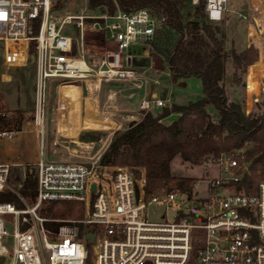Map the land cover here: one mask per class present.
<instances>
[{
  "label": "built area",
  "instance_id": "1",
  "mask_svg": "<svg viewBox=\"0 0 264 264\" xmlns=\"http://www.w3.org/2000/svg\"><path fill=\"white\" fill-rule=\"evenodd\" d=\"M57 1L0 0L2 69L27 67L35 57L34 125L42 144L55 85L87 80L126 83L134 91L145 92L139 102L141 110L166 106L155 93L147 97L151 83L158 85L159 80H151L134 66V50L143 48L142 54L149 56L146 46L151 47L160 23L150 11L117 8L110 13L105 7L95 11L87 3L79 14L58 17ZM205 1L211 22H220L231 11L228 0ZM232 12L250 19L242 12ZM66 29L77 32L66 35ZM88 35L98 36L105 47H91L86 42ZM120 93L110 94L109 105L117 102ZM134 98L132 94L130 99ZM15 134L3 131L0 140H10ZM241 155L233 151L222 156L216 164L224 171L206 181V197L196 194L193 199L178 189L146 198L144 189L137 193L136 179L126 168L112 172L113 188L105 190L99 159L91 163L50 161L41 152L32 206L19 190L7 186L12 165L0 163V194L10 188L9 194L26 206L0 202V258L4 257L3 264H264V181L254 194L237 189L236 183L249 174L240 165ZM62 201L90 204L88 217L61 220L40 214L45 203ZM151 205L165 208L162 221L144 216ZM169 211L174 214L171 220L166 218ZM50 223L60 225L54 229ZM7 224L14 227L12 234ZM88 234L95 235L93 252L87 248Z\"/></svg>",
  "mask_w": 264,
  "mask_h": 264
},
{
  "label": "trees",
  "instance_id": "2",
  "mask_svg": "<svg viewBox=\"0 0 264 264\" xmlns=\"http://www.w3.org/2000/svg\"><path fill=\"white\" fill-rule=\"evenodd\" d=\"M66 1L58 0L54 8ZM88 5L93 10L106 7L110 13L117 8L125 12L150 11L160 21L151 48L167 66L170 82L198 80L203 88L201 99L186 105L165 106L160 111L145 110L137 124L129 127L132 122L128 129L115 132L98 161L99 168L112 172L128 169L136 179L137 193L144 189L146 198L174 189L192 198L194 179L172 174L171 164L177 156L191 166H203L233 151H241L240 162L248 164L249 174L236 186L254 194L259 185L251 172L264 171V97L247 114L245 98L238 101L228 97L225 78L229 58L235 68L233 80L238 82V73H247L256 62L253 69L262 68V53L259 59L260 53L254 45L241 52L233 46L226 50L225 15L220 22H211L205 0H199L198 4L193 0H88ZM173 114L177 119L167 122ZM24 121L21 111L9 116L0 97V133L20 132ZM13 181L20 186L21 195L35 200L37 181L33 171L29 170L24 179L17 176ZM0 202L20 203L5 192L0 194ZM48 212L52 216L57 214L53 207ZM59 225L49 224L54 229ZM197 249L196 243L194 253Z\"/></svg>",
  "mask_w": 264,
  "mask_h": 264
},
{
  "label": "rangeland",
  "instance_id": "3",
  "mask_svg": "<svg viewBox=\"0 0 264 264\" xmlns=\"http://www.w3.org/2000/svg\"><path fill=\"white\" fill-rule=\"evenodd\" d=\"M88 0H68L62 2L59 8H56V16L64 17L68 14H79L82 9L87 5ZM106 8V7H105ZM228 8L231 10L225 14V22L223 23L224 28L227 30V42L226 50H230L235 46L237 52H241L245 49L247 43L254 45L258 52L260 49L262 51L261 64L262 68L259 71L264 70V0H228ZM248 8V9H247ZM108 10V8H106ZM102 10L100 8L95 9V11ZM249 10V12H248ZM232 11L242 12L244 15H247L250 19L245 20L238 16L237 14L232 13ZM69 32V30L66 29ZM74 32H64L68 35L70 33L75 34ZM86 42L91 45L93 48L103 49L105 46L100 41L96 35H88ZM250 45V46H251ZM260 47V49L257 47ZM97 46V47H96ZM149 56L142 54L143 48L135 49L136 60L134 66L139 70L144 72L151 80L158 79L159 84L155 85L151 83L150 87L155 91L159 98L166 102V107H171L173 104L177 105H186L191 101L199 100L203 97V88L201 83L198 80L192 81V86L185 84L184 86L174 85L168 79V68L163 62L158 58V55L154 53L151 47H147ZM2 47H0V97L2 100V105L4 111H6L9 116H14L19 111L23 112L25 116V121L20 132H16L15 136L7 140L3 138L0 140V163L7 162L10 163L11 171L7 181V186L19 190L20 186L14 183L15 177L19 176L21 179L25 178L26 173L31 170L35 173L37 171V162L40 159L41 152H48V146L43 141L41 143V136L36 132V127L34 125V117L36 113V68L34 64H29L27 67L22 68H13L8 72H5L2 69ZM260 59V55H259ZM259 61V60H258ZM258 69L248 68L247 73L239 72V81L235 82L233 80V75L235 73L234 64L232 59L229 58L227 62V74L225 78L227 95L231 100L241 101L243 98H247V93L257 91V81L255 77H259L260 85L264 88V78L263 73L261 75H256ZM254 72V73H253ZM262 77V78H261ZM74 88L77 90V86H80V83L74 84ZM60 91L61 94H58L55 87L52 88V93L48 105V122L46 126V136L48 137H57V126H56V117L63 114V111L69 110V105L66 101L67 95H64V90ZM107 92V85H102L100 98L101 102L105 101V93ZM250 93V94H251ZM66 96V97H65ZM83 96H86V91L84 90ZM264 97V91L262 90L261 94L257 96V100L249 101L247 105L246 102V113L249 114L255 108V102ZM119 99V97H118ZM89 104V103H88ZM118 104L127 105V100L125 96L121 95ZM152 109L155 111H160L163 108L156 105L152 106ZM113 110V109H111ZM107 110L105 112H108ZM144 112V111H143ZM127 113V112H126ZM122 113V114H126ZM141 116V115H139ZM144 116V115H143ZM177 115L173 114L167 119V122H172L177 119ZM61 119V118H60ZM131 127V126H129ZM129 127L117 126L114 129L107 132H102L103 137H110V135L115 134V132L120 130H126ZM96 132V131H95ZM54 135V136H53ZM61 139V138H59ZM68 147L71 146V151L74 154V157L71 156L66 149L63 147H51L50 151L53 149L57 150V154L50 155V161H84L87 160L80 159L75 157L76 153L81 154L80 151H73V148H76V145L67 143ZM48 149V151H47ZM78 149V146H77ZM97 150H94L91 157L93 158ZM95 158L90 159V163L94 161ZM240 162V161H239ZM216 162L209 161L203 166H191L182 161V159L177 156L171 164L172 174L176 177H190L194 179L196 184L194 188V197L197 194L199 198L207 196V185L206 181L208 179H213L221 175L224 171L223 168H220ZM240 165L247 169L249 172L248 164H243L240 162ZM100 169V168H99ZM104 174L102 178V185L105 190L113 188V178L112 171L108 169L101 170ZM252 178L256 181V184L259 185L260 182L264 181V171H257L256 174L251 172ZM142 186V183L140 184ZM10 188L4 190L5 193H10ZM193 198V197H192ZM194 199V198H193ZM28 203L32 206L34 201H31L27 198ZM19 204V205H18ZM18 208H25L26 206L22 203H18ZM53 207L57 213L55 216H52L48 212V208ZM166 210L164 207L159 205H151L148 207V210L144 211V216L148 214L150 220H159L162 221V216L165 214ZM90 213V204L86 205L85 203L75 202V201H62L54 203H45L40 211V214L47 218H58L61 220H82L88 217ZM174 214L168 212L166 218L169 220L173 219ZM10 219V217H6ZM7 231L12 234L14 232V227L7 224ZM87 248L90 252L94 251V245L88 243ZM9 264V263H8ZM89 264H94V261H90Z\"/></svg>",
  "mask_w": 264,
  "mask_h": 264
},
{
  "label": "crops",
  "instance_id": "4",
  "mask_svg": "<svg viewBox=\"0 0 264 264\" xmlns=\"http://www.w3.org/2000/svg\"><path fill=\"white\" fill-rule=\"evenodd\" d=\"M250 45L251 43L248 42L245 48L249 47ZM261 53L262 51L260 49V56ZM158 58L163 62V60L159 56ZM256 64L257 62L249 68H254ZM262 73V76L264 78V70L259 71L257 74L255 73V76L261 75ZM254 80L257 81L258 84L257 91L247 93V105L249 104V101H251L252 103L253 101L257 100V96L261 94L262 90L264 91V88H262L259 83V77H255ZM185 84H189L190 86H192V81L183 80L174 85L186 87ZM106 85L107 92L105 93L106 98L103 103L101 102L100 96L96 99L86 98L85 96H83V91L81 90L80 86H77V90L74 88L75 85H64L62 87L61 90H64V95H67L66 101H69L67 102V104L70 108L67 111H65V109L63 111V114L61 113L60 115H58V117H56L57 132L55 134L57 137H55L54 135V137H48V135L44 137V142L47 144L49 151L47 149L48 152H44V150L42 152L48 160H50L49 157L51 154H57V150L55 149H53L52 152L50 151L51 147L53 148L61 146L66 149L71 156L74 157L75 153L71 151V146L68 147L66 145L67 143L76 145V148H73L72 150L80 151L81 154L79 155V153H76L75 157L87 160L85 163H90V159L93 158L100 159L101 155L106 150L112 139V135L106 138L101 136L104 135L102 132H105L106 130L108 132L117 126H121L124 128L127 127L130 123L134 122L130 125L133 126L143 118V110L140 109L139 102L144 98L145 92L134 91L132 87L126 83H111ZM55 88L58 94H61V87H56L55 85ZM115 90H120L121 93L117 96V102L113 105H109L108 98L110 94L114 95ZM152 93L157 94L151 87H149L147 97H149ZM132 94H135L134 99H130V96ZM121 95L125 96L127 100V105H122V107L118 104L119 99H121ZM107 110L110 111L105 112ZM150 110L154 111L152 108ZM112 112H115L117 114L115 118L109 116L108 113L111 114ZM96 124H99L100 126H97ZM94 150H97V153L92 158L91 155Z\"/></svg>",
  "mask_w": 264,
  "mask_h": 264
},
{
  "label": "bare ground",
  "instance_id": "5",
  "mask_svg": "<svg viewBox=\"0 0 264 264\" xmlns=\"http://www.w3.org/2000/svg\"><path fill=\"white\" fill-rule=\"evenodd\" d=\"M102 83L100 82H96V81H91V80H87V81H83L80 84V88L81 90L84 92V90L86 91V98H92V99H96L99 97L100 92H101V88H102ZM113 96V95H112ZM75 103V102H74ZM73 103V104H74ZM110 117L115 118L117 116V114L115 112H112L111 114L108 113ZM97 125V124H96ZM99 125V124H98ZM97 125V126H98ZM100 126V125H99Z\"/></svg>",
  "mask_w": 264,
  "mask_h": 264
},
{
  "label": "water",
  "instance_id": "6",
  "mask_svg": "<svg viewBox=\"0 0 264 264\" xmlns=\"http://www.w3.org/2000/svg\"><path fill=\"white\" fill-rule=\"evenodd\" d=\"M34 62H35V57L32 56L31 57V63L34 64ZM88 165L90 166V164H88ZM247 175H248V173L246 172L245 176H247ZM95 190H96V185L94 184L92 186V191L95 192ZM86 239L89 240L90 243L93 244L94 243V239H95V235L94 234H88V235H86ZM3 262H4V257H1L0 258V264H3Z\"/></svg>",
  "mask_w": 264,
  "mask_h": 264
}]
</instances>
